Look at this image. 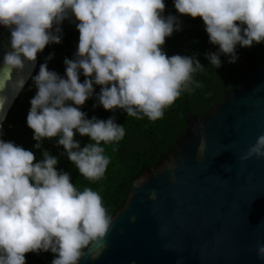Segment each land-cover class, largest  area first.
I'll return each instance as SVG.
<instances>
[{"label": "clouds", "instance_id": "clouds-1", "mask_svg": "<svg viewBox=\"0 0 264 264\" xmlns=\"http://www.w3.org/2000/svg\"><path fill=\"white\" fill-rule=\"evenodd\" d=\"M173 3L178 13L202 19L209 42L218 45L205 53L214 68L221 54L234 63L237 45L264 42V0ZM164 8L163 0H0V26L10 32L2 67L10 70L23 69L47 44L60 43L63 20L71 15L78 21L77 50L74 59L64 60L65 76L42 63L32 77L37 91L26 123L37 141L33 147L57 137L80 175L101 180L109 164L101 143L118 144L125 129L114 117L88 119L80 110L94 84L101 86L97 100L105 110L118 108L150 121L201 86L193 78L204 70L196 54L167 56L162 49L165 38L179 30L177 17L164 16ZM74 133L92 142L81 147ZM253 155L264 157V133L240 159ZM42 156L34 162L32 151L0 139V264H25V253L42 251L56 254L51 264H78L83 250L110 229L112 217L100 194L77 190L69 174L56 169L55 156L47 150ZM257 256L264 259V244L257 245Z\"/></svg>", "mask_w": 264, "mask_h": 264}, {"label": "water", "instance_id": "water-1", "mask_svg": "<svg viewBox=\"0 0 264 264\" xmlns=\"http://www.w3.org/2000/svg\"><path fill=\"white\" fill-rule=\"evenodd\" d=\"M9 40L0 26V99L21 73L0 129L38 62L37 53L21 70L2 67ZM186 122L169 157L132 182L78 264H264V157L240 159L264 133V63L206 113L187 110Z\"/></svg>", "mask_w": 264, "mask_h": 264}, {"label": "trees", "instance_id": "trees-1", "mask_svg": "<svg viewBox=\"0 0 264 264\" xmlns=\"http://www.w3.org/2000/svg\"><path fill=\"white\" fill-rule=\"evenodd\" d=\"M163 2L165 4L163 15L177 17L179 30L173 31L171 36L165 38L162 49L167 56L196 54L204 70L195 73L193 78L199 81L201 86L190 94L182 93L169 108L165 109L161 119L150 121L146 117L137 120L127 116L118 108L105 110L97 100L101 86L94 84L93 95L86 99L83 105L78 106L80 110L88 119L93 116L101 120L114 117L115 122L123 125L125 129V136L118 144L101 143L104 154L109 157V164L101 180L89 181L80 175L73 163L67 159L63 146L56 143L57 137L42 139L39 149L33 147L37 141L33 139V130L26 123L30 99L37 91L32 77L38 73L42 63H46L48 70L55 71L61 77L65 76L64 60L74 59L77 50L79 32L76 23L70 25L67 19L63 20L59 25L62 30L61 42L47 44L38 52L36 68L12 104L0 129V139L32 151L34 162L43 158L42 153L45 150L55 156L58 161L55 165L56 169L67 172L70 182L77 190L82 191L84 187H89L97 191L111 217L124 205L132 182L147 168L155 167L169 157L177 139L186 130L187 110L195 115L206 113L217 105L231 88L264 63V42H254L251 47L236 46L238 59L234 63H228V57L221 54V65L214 68L209 64L205 53L216 52L218 45L209 42L202 19L199 16L193 18L178 13L173 0H163ZM55 27L56 25H53V28ZM84 79L85 77L80 74L79 82L82 83ZM73 139L79 141L81 147L92 142L88 136H80L78 133H74ZM114 147L115 151H113ZM24 255L25 264H51L56 254L42 251L28 252Z\"/></svg>", "mask_w": 264, "mask_h": 264}, {"label": "bare ground", "instance_id": "bare-ground-1", "mask_svg": "<svg viewBox=\"0 0 264 264\" xmlns=\"http://www.w3.org/2000/svg\"><path fill=\"white\" fill-rule=\"evenodd\" d=\"M27 64V61H24V66ZM20 75L21 73L17 74L16 76H13V78L10 81V84L8 85L7 89L4 91L1 99H0V120L1 117L4 115L6 109L8 108V106L11 103V99L9 100V90H13L15 89V91H17L19 88H15L16 84L18 83L19 79H20Z\"/></svg>", "mask_w": 264, "mask_h": 264}, {"label": "rangeland", "instance_id": "rangeland-1", "mask_svg": "<svg viewBox=\"0 0 264 264\" xmlns=\"http://www.w3.org/2000/svg\"><path fill=\"white\" fill-rule=\"evenodd\" d=\"M67 21L69 22L70 25H75V23L78 22V21H75L74 17H72L71 15L69 16V18L67 19Z\"/></svg>", "mask_w": 264, "mask_h": 264}]
</instances>
